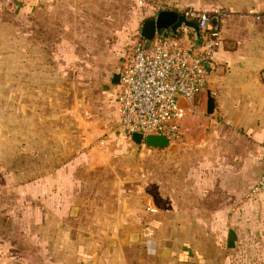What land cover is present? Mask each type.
<instances>
[{
	"label": "crops",
	"instance_id": "1",
	"mask_svg": "<svg viewBox=\"0 0 264 264\" xmlns=\"http://www.w3.org/2000/svg\"><path fill=\"white\" fill-rule=\"evenodd\" d=\"M5 2L24 14L26 33L35 37L31 45L40 49L41 64H79L87 79L108 86L104 92L116 97L115 75L131 55L122 35L135 28L139 18L129 0H0V6ZM185 6L223 13L212 14L219 17L220 44L211 59L207 86L186 109L180 135L167 147H147L128 137L117 148L122 166L133 163L142 147L160 151L154 157L159 164H154L150 207L145 198L126 196L120 184H116L115 202L109 200L111 193L108 198L101 195L103 190L96 191L102 198L94 200L95 190L68 168L80 153L72 152L66 159L64 137H56L60 149L45 152L42 148L40 154L41 171L36 176L41 177L44 192L36 216H31V202L24 206V215L28 211L29 216H24L23 237L30 240L41 234L39 264H242L247 257L242 252L247 222L258 218L251 209H264V202L256 200L264 193L248 196L264 164V0H201ZM79 32L87 34L85 42L76 39ZM105 32L121 37L116 43L105 42L99 55ZM208 93L214 100L211 114L206 112ZM115 97L112 115L118 122ZM100 112L105 113L106 107ZM113 148L100 141L88 158L99 177L104 169L115 174ZM130 148L134 154L127 152ZM161 158H167L168 173L163 175ZM54 211L56 217L51 216ZM70 221L72 227H66ZM52 222L55 233L49 232ZM145 227L153 230L152 236L144 235ZM2 231L0 252H14L11 257L24 263L26 255L24 259L18 253L23 252L20 248H11L9 242L3 246L7 249L2 247ZM50 233L56 238V252L49 251ZM164 242L169 246H162ZM249 255L256 259L255 253Z\"/></svg>",
	"mask_w": 264,
	"mask_h": 264
},
{
	"label": "rangeland",
	"instance_id": "2",
	"mask_svg": "<svg viewBox=\"0 0 264 264\" xmlns=\"http://www.w3.org/2000/svg\"><path fill=\"white\" fill-rule=\"evenodd\" d=\"M200 3L201 0H143L142 5H139L137 0H129V6L138 10L139 18L134 23L135 28H130L128 33L122 35L127 40L128 52L131 54L134 44L142 39L143 22L153 18L158 9L168 10V7H171L179 14H183L185 5L194 6ZM178 29V38L187 43L192 42L193 37H190L189 29L183 26ZM159 32L160 30L157 33ZM114 34L120 33L105 32L102 34L104 37L98 48L99 55L105 51L107 43H116L121 37ZM86 35L84 32H79L76 39L85 42ZM32 38L35 40L30 33H26L24 14L19 10L15 11L6 2L1 3L0 228L3 230L1 245L3 247L4 243L9 242L11 248L15 245L23 251L18 252L23 258L26 255L24 263H21L13 259L15 257H11L14 252H0V263L3 262V264H39L40 262L41 234H36L33 239L26 240L21 229L24 227V206L27 202L32 203L33 214L31 216H36L41 193L44 192L41 177L36 176L41 171L40 154L42 148L45 152L51 150L56 152L58 148L60 149L61 143L56 140V137H64L63 146L66 148V159L71 156L72 152L80 153V156L68 167L76 170L78 173L76 179L83 180L86 187L91 186L95 192L103 190L101 195L107 198L111 193L109 200L113 202H115L116 184H120L126 196L131 195L139 201L145 198V205L150 207L147 199L153 190L154 164L157 167L159 164V160L156 162L154 157L158 156L160 151L142 147L133 163L130 162L128 166L123 165L129 168L128 172L124 171V167L120 165V151L117 148L121 143L128 142L129 136L120 133L118 123L112 115L115 111V96L104 92L108 86L101 87L100 84L87 79L88 74L84 73V69L79 64L58 67L41 64L40 49L31 45ZM103 106L106 107L105 113L100 112ZM100 141H104L105 146L114 145L111 152L114 160L113 171L117 175L111 176L108 173L110 171L103 168L106 173L103 171L99 177V173L95 172L97 169H94L91 161H88L93 154L92 150L96 152L95 147L100 145ZM127 152L135 153L132 148ZM166 152L167 150L162 151L163 154ZM87 161L90 167L86 166ZM161 161L162 171L159 173L167 174V158L164 160L161 158ZM95 192L92 193V197L97 201L102 196L98 197V193ZM86 195L91 194L86 191ZM256 200L264 202L262 197ZM53 201V204H56V199ZM48 202L51 204V200ZM254 210L258 218L249 225L247 222L249 233L245 235L242 243V252H245L247 257L242 259V264H249L252 261L256 264H264V209L262 208V212L257 207L251 209V211ZM258 214L263 215V219ZM28 216L27 211L25 217L28 218ZM51 216L56 217L55 211ZM88 216L89 213L86 214L85 219ZM69 223L66 227H72L71 221ZM53 224L49 232L55 233L53 229L55 230L56 225ZM32 229H35V226ZM48 237L50 239L49 251L56 252V249L53 251L56 245L55 235L52 236L50 233ZM87 243V241L82 242L83 245ZM163 245L169 246V242H164ZM3 248L7 249L8 246ZM66 252H72L71 248H66ZM250 253L256 254L255 260L249 257Z\"/></svg>",
	"mask_w": 264,
	"mask_h": 264
},
{
	"label": "built area",
	"instance_id": "3",
	"mask_svg": "<svg viewBox=\"0 0 264 264\" xmlns=\"http://www.w3.org/2000/svg\"><path fill=\"white\" fill-rule=\"evenodd\" d=\"M137 3L142 5L143 0ZM212 14L223 13L191 7L183 11L187 19L197 21L199 44L165 33H156L147 51L143 39L134 44L128 62L119 71L115 97L121 134L130 136L137 132L143 137L157 134L169 140L179 137L186 109L207 86L203 63L212 59L220 44L218 31L210 25ZM261 193H264V164L248 196ZM144 235L152 236L153 230L145 227Z\"/></svg>",
	"mask_w": 264,
	"mask_h": 264
},
{
	"label": "water",
	"instance_id": "4",
	"mask_svg": "<svg viewBox=\"0 0 264 264\" xmlns=\"http://www.w3.org/2000/svg\"><path fill=\"white\" fill-rule=\"evenodd\" d=\"M213 29L217 30L219 17L213 16L210 19ZM185 26L195 30L197 36L200 34L197 23L187 19L183 14H179L175 10H160L157 14L143 22L141 27V37L143 39V48L148 50L151 44V40L155 37L159 30H171L175 31L177 28ZM212 61L208 60L203 63L205 71L208 73L212 66ZM264 76V72H263ZM115 83H119V74L115 75ZM206 112L211 114L214 112V100L208 93L206 102ZM129 138L136 144H144L147 147L152 148H164L169 144V139L164 135L150 134L143 137L140 133L132 132Z\"/></svg>",
	"mask_w": 264,
	"mask_h": 264
},
{
	"label": "trees",
	"instance_id": "5",
	"mask_svg": "<svg viewBox=\"0 0 264 264\" xmlns=\"http://www.w3.org/2000/svg\"><path fill=\"white\" fill-rule=\"evenodd\" d=\"M191 21L197 23V21L195 19H192ZM190 30V31H189ZM188 31L190 37L192 38L193 37V40L191 39L192 42H195L196 44H199L200 43V37H195L196 34H195V30L190 28ZM159 33H165V34H168L172 37H178L179 36V29L175 30V31H167V30H160Z\"/></svg>",
	"mask_w": 264,
	"mask_h": 264
},
{
	"label": "flooded vegetation",
	"instance_id": "6",
	"mask_svg": "<svg viewBox=\"0 0 264 264\" xmlns=\"http://www.w3.org/2000/svg\"><path fill=\"white\" fill-rule=\"evenodd\" d=\"M177 29H178V28H177ZM177 29H176V30H177Z\"/></svg>",
	"mask_w": 264,
	"mask_h": 264
}]
</instances>
